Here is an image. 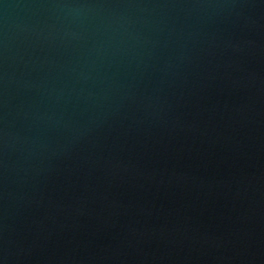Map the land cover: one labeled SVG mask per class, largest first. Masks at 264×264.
<instances>
[{"label": "water", "instance_id": "water-1", "mask_svg": "<svg viewBox=\"0 0 264 264\" xmlns=\"http://www.w3.org/2000/svg\"><path fill=\"white\" fill-rule=\"evenodd\" d=\"M0 264H264V0H0Z\"/></svg>", "mask_w": 264, "mask_h": 264}]
</instances>
